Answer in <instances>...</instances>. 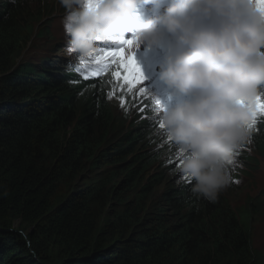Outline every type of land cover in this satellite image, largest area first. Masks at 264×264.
<instances>
[{
	"label": "trees",
	"instance_id": "1",
	"mask_svg": "<svg viewBox=\"0 0 264 264\" xmlns=\"http://www.w3.org/2000/svg\"><path fill=\"white\" fill-rule=\"evenodd\" d=\"M48 2L0 0V264H261L258 200H195L154 126L111 105L108 76L65 86L17 63ZM263 138L243 147L264 157Z\"/></svg>",
	"mask_w": 264,
	"mask_h": 264
},
{
	"label": "clouds",
	"instance_id": "2",
	"mask_svg": "<svg viewBox=\"0 0 264 264\" xmlns=\"http://www.w3.org/2000/svg\"><path fill=\"white\" fill-rule=\"evenodd\" d=\"M57 2L65 10L56 19H48L45 36L34 35L39 43L53 38L52 50L35 49L39 60L21 64L42 68L49 78L72 87L100 82L107 74L108 80L117 85L109 93L119 98L120 109H136L138 121L154 126L164 140L161 146L172 150L173 160L167 163L174 164L191 181L190 192L197 201L215 203L232 179L246 175L241 168L258 166L256 154L251 157L254 161H244L243 155L250 157L253 152L249 145L243 146L250 143L252 131L264 129L257 123L253 130L248 127L255 119L257 99L264 90V2L168 0L159 15L148 19L137 15L142 0ZM64 21L67 52L63 40H58ZM133 30L137 45L127 46L125 54L141 53L146 44L163 45L161 80L173 94L185 97L183 102L162 107L153 100L150 89L144 88L145 82L129 85L114 75H123L114 63L96 79L79 78L81 68L71 56L87 60L100 49L110 50V46L103 48L100 43L122 39ZM139 43H144L141 48ZM57 55L62 58L60 62ZM84 63L90 65L89 60ZM239 149L244 150L242 158L235 160ZM256 199L258 209H262L264 192Z\"/></svg>",
	"mask_w": 264,
	"mask_h": 264
},
{
	"label": "rangeland",
	"instance_id": "3",
	"mask_svg": "<svg viewBox=\"0 0 264 264\" xmlns=\"http://www.w3.org/2000/svg\"><path fill=\"white\" fill-rule=\"evenodd\" d=\"M61 7L62 6L58 4L57 0H49V2L44 6V9L52 11L54 16L52 19H56L60 13ZM40 31L42 32V27L34 25L31 38L29 39L30 44L27 46L26 50L22 52V55H20L17 63H32L33 61L39 60L38 54H36L35 49H46L49 51L52 50L54 44L53 38L51 40H47L46 42L39 43L40 39L34 37V35L39 34ZM61 39L62 36L60 34L58 36V40L61 41ZM143 44L144 43H139V48H141ZM133 50H130V52H132ZM103 84L105 85V83ZM108 98L111 102V105H117V101L115 102V100H113L115 97L110 93L108 94ZM118 109L119 111H123V109H120L119 105ZM124 110H127V108H125ZM260 146H264L262 141L260 143ZM249 147L247 145V148ZM249 156L254 157L256 155L255 153H251ZM256 160H259V164L257 167L248 165L247 170H245L244 168L240 169L245 171L246 175L239 176L238 180H235L239 181V183H234V179H232L230 187L234 189V193L230 194L229 201L232 208L243 206L246 201L255 199L257 196L264 192V159H261V157L257 156ZM224 192L226 196H229L228 188L224 190ZM250 226L252 248L260 254L262 258L261 264H264V207H262V209H258V214L254 218V220L251 221Z\"/></svg>",
	"mask_w": 264,
	"mask_h": 264
},
{
	"label": "snow or ice",
	"instance_id": "4",
	"mask_svg": "<svg viewBox=\"0 0 264 264\" xmlns=\"http://www.w3.org/2000/svg\"><path fill=\"white\" fill-rule=\"evenodd\" d=\"M261 2H264V0H261ZM118 44L120 45V47H117L112 50L100 49V55L94 56L95 64L102 69L104 67H107L106 61L111 59L118 67L122 69L123 72L122 76L120 75V73H114V75L118 76L120 79H122L125 83L129 85L142 84L144 77L138 65L136 64L134 55H126L124 50V46L131 47L133 45H137L136 39L122 38L118 40ZM69 82L71 83V81ZM140 91L141 93H143L144 88H141ZM259 108L262 112H264V104L259 105ZM256 115L257 113H255V117ZM255 123L256 120L254 119L248 125L250 130H253ZM160 127L161 128L163 127L162 124H160ZM182 178H185L187 183H191V181L188 178L186 177H182ZM233 182L239 183V181H233Z\"/></svg>",
	"mask_w": 264,
	"mask_h": 264
},
{
	"label": "bare ground",
	"instance_id": "5",
	"mask_svg": "<svg viewBox=\"0 0 264 264\" xmlns=\"http://www.w3.org/2000/svg\"><path fill=\"white\" fill-rule=\"evenodd\" d=\"M61 36H62V39H61V41L60 42H62V40H63V42H64V44L66 45V39H67V37H66V35H65V33L62 31V33H61ZM80 61H78V63H79ZM77 66L78 67H80V65H78L77 64ZM106 76H108L107 74H105V75H103L102 77H101V79L102 78H105Z\"/></svg>",
	"mask_w": 264,
	"mask_h": 264
}]
</instances>
